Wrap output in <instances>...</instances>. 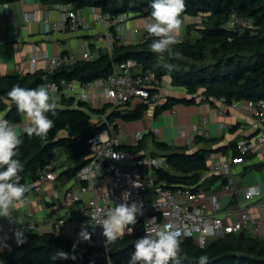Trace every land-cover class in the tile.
I'll list each match as a JSON object with an SVG mask.
<instances>
[{
  "label": "trees",
  "instance_id": "16d2710c",
  "mask_svg": "<svg viewBox=\"0 0 264 264\" xmlns=\"http://www.w3.org/2000/svg\"><path fill=\"white\" fill-rule=\"evenodd\" d=\"M17 0H0V6ZM51 6H68L75 11L97 8L112 17L134 14L137 18L147 19L151 14L150 0H39ZM233 14L250 18L254 22L253 29L230 30L227 24ZM190 17L198 19V24L187 27V35L197 29L198 36L187 41H179L173 45L172 53H153L150 48L152 39L146 43H120L115 41L110 53H101L94 61L80 60L65 64L56 71H37L32 75H0V96H5L14 85L24 88H35L50 82L61 84L63 81L77 82L81 85L106 80L113 74L116 66L133 61L143 68L151 70L155 76L164 81L171 79L174 87L186 89L188 94L202 92L208 100H224L226 106L234 102L247 104L249 101L264 100V0H185V8L180 19ZM114 36H116L113 30ZM171 65V69L168 67ZM67 107H56V115L48 113L54 121L48 130L46 139L41 140L34 135H22L19 145L18 159L23 164L20 173L21 183L25 177L31 176L33 181L39 172L49 165L58 150L69 151L72 158L83 161L91 154L89 139L104 131L106 125L95 124L85 103L74 98H62ZM179 103L190 104L188 99L169 98L168 102L157 108L156 114L171 110ZM108 106V105H107ZM107 106L96 113H105ZM8 103L0 100V115L7 112L6 118L16 124L22 123L23 114L16 107L9 111ZM149 109V104L139 103L131 110H115L108 115L109 121L121 120L133 122L142 120ZM111 122V123H112ZM116 125L114 129H117ZM150 137V136H148ZM145 136L136 148L122 147L130 153L145 150L148 145ZM152 135V142L166 160V169H155L158 182L165 183L172 189L195 185L199 172L208 166L212 153L207 150L188 153V149H180L164 142H157ZM236 153V145L233 146ZM228 148L218 152L227 153ZM154 157L157 154H152ZM260 166L264 167V164ZM82 168V167H81ZM81 168H71L63 173L66 180H73ZM226 184V180L224 183ZM194 192L198 189L193 188ZM145 234L125 235L104 247H88L74 243L69 237L54 233H25L27 242L18 245L15 236L8 242V248L0 252V264H128L136 240ZM63 250L75 254L76 259L53 261L51 254ZM181 264H198V257L207 254L209 264H264V241L252 238L247 233L229 234L223 238H211L205 248L197 246L193 239L180 241Z\"/></svg>",
  "mask_w": 264,
  "mask_h": 264
},
{
  "label": "built area",
  "instance_id": "2783aa9c",
  "mask_svg": "<svg viewBox=\"0 0 264 264\" xmlns=\"http://www.w3.org/2000/svg\"><path fill=\"white\" fill-rule=\"evenodd\" d=\"M62 10V20L52 23L45 22L46 32L69 30L78 32L88 29V23L80 11H75L68 6H56ZM92 12L98 19V24L108 26V49H112L115 41L123 42L122 33L127 29V19L125 15L112 17L104 14L100 9L92 8ZM30 20V19H29ZM254 22L250 18H243L233 14L227 28L253 29ZM113 30L116 33L114 36ZM131 41L133 43H146L154 38L148 35L144 29H132ZM192 39V35H177V42ZM43 58L49 62L51 72L56 71L65 64L75 63L77 58L74 55L49 57L46 53ZM37 57L32 58L31 66L36 68ZM81 60L94 61L95 57L91 49L87 47ZM50 95L52 98H74L76 104L72 107L79 108L77 104H88L91 101L90 91L100 90L103 99L107 103L105 113H90L95 124L106 125V129L88 141L91 154L89 162L83 166L73 182L64 191V199L69 205H82L81 220H75L72 226L76 233L69 237L74 243L88 247H104L105 237L99 221L106 218L109 211L118 203L124 202V197L131 204L136 202L142 208V215L137 216V222L123 231L118 238L125 235L137 233L145 234V225L154 230H160L166 226L171 230L180 233L179 241L193 239L197 246L205 248L211 238H223L229 234L247 233L252 238L264 241V205L260 204L261 213L255 215V202L262 197V190L259 185L248 186L243 189H236L233 166L241 163L246 157L252 154L264 156V100L259 102L249 101L246 106L257 120V136L255 139L241 138L236 142L237 157L232 155L216 162L208 164L209 170L222 175L226 179L224 192L230 195L231 200L235 198L244 199V205L239 210V219L228 224L224 220L229 219L230 211L225 210L219 196L212 194L208 197L194 192L192 187H176L172 189L165 183L158 182L155 176V169H166L164 157H152L149 153H142L139 156L132 155L127 150L122 149L124 136L120 130L114 129L108 115L111 111L121 110L129 107L137 99H141L149 104L157 103L161 100V90L165 83L159 80L151 70H143L142 67L133 61H127L115 67L114 72L106 80L81 85L77 82L63 81L61 84L50 82ZM208 100L204 96H198ZM224 104V100H220ZM238 109V102L231 106ZM175 112V111H174ZM221 116L225 115L223 108L219 110ZM207 120L204 121V125ZM158 134V131H156ZM205 138L210 137L209 132H202ZM144 139V134L138 132L134 135V142ZM191 140H195L191 136ZM57 174L50 163L39 172L36 181L27 184L28 191L40 192L42 183L46 181L54 182ZM240 193V195H239ZM25 200V199H24ZM66 220L60 219L53 223L55 232L65 226ZM82 226H87L92 233L90 241H79L78 233ZM24 233L38 232L35 222L16 223L11 222L7 230L9 237H14V232L21 228ZM59 234V233H58ZM117 238V239H118Z\"/></svg>",
  "mask_w": 264,
  "mask_h": 264
},
{
  "label": "crops",
  "instance_id": "0c3cea01",
  "mask_svg": "<svg viewBox=\"0 0 264 264\" xmlns=\"http://www.w3.org/2000/svg\"><path fill=\"white\" fill-rule=\"evenodd\" d=\"M88 23V29L78 32L69 30H58L47 33L45 22L52 23L62 20V10L56 6L47 5L39 0H17L15 2L0 6V75H20L29 76L37 71L51 72L49 62L43 58L46 53L49 57L74 55L77 60H81L84 50L89 47L95 59L101 53H110L108 49V35L110 29L103 23L98 24V19L91 9L80 11ZM124 15V14H123ZM127 19V29L122 33L124 44L133 43L131 39L132 29H144L146 19L137 18L134 14L125 15ZM30 19V20H29ZM200 20L190 17L181 19L179 37L187 32L189 25L198 24ZM186 26V27H183ZM199 27L191 30V35ZM194 38V36H193ZM37 57L36 68L31 66V59ZM164 87L161 90L162 98L159 102L149 104V109L144 118L139 121L125 122L114 120L111 125L117 126L124 136L123 146L136 148L140 142H134L133 137L141 132L148 137V147L132 155L139 156L142 153L157 154L156 157H163L152 142V135L157 142H164L180 149H188V153H195L207 150L212 153L208 164L220 159L237 157V152L233 146L241 138L255 139L257 136V120L251 114L245 103L238 102V109L226 106L220 101L204 100L202 92L191 95L186 89L174 87L171 79H164ZM91 101L87 104L88 110L94 112L107 106L100 90L90 91ZM169 98L188 99L193 103H179L171 110H167L160 115L155 112L157 108L165 105ZM57 107H67L62 99L52 98ZM147 103L141 99L135 100L129 107L122 110L134 109L138 104ZM78 105V104H77ZM15 107L8 103V109ZM223 108L225 115L221 116L219 110ZM86 110V108H84ZM87 111V110H86ZM175 111V112H174ZM7 112L0 115V119L6 118ZM207 123L204 125V121ZM30 121L23 116L22 123L17 126V133L22 137L24 127ZM158 131V134H156ZM209 132L210 137H203L202 132ZM191 136L195 140H191ZM222 148H228L226 154L219 153ZM236 149V148H235ZM73 154L69 151L58 150L54 154L51 162L57 174L54 182L46 181L42 183L40 192H29L24 194V201L14 209V216L19 223L35 222L38 233L55 232L53 223L60 219L66 220V225L59 228L57 232L61 235L71 237L76 231L72 223L81 220L82 205H69L64 199V191L73 182L62 177L63 173L71 168L79 167L83 161H75ZM89 159V158H88ZM86 159V160H88ZM264 156L256 154L249 155L241 163L233 166L234 180L236 189H243L252 185H259L262 190V197L255 202V215L261 213V206L264 205ZM167 167V165H166ZM196 177L195 185L192 188L205 197L212 194L219 196L225 210L231 212L229 219L224 220L225 224L239 219V210L244 205L243 197L231 200L230 195L224 192L225 177L209 170V166ZM74 180V179H73ZM34 182L31 176L25 177V185ZM190 187V186H188ZM240 195V193H239ZM15 222V221H14ZM11 222L7 219H0V252L8 248L11 237L7 230Z\"/></svg>",
  "mask_w": 264,
  "mask_h": 264
},
{
  "label": "clouds",
  "instance_id": "9594fccd",
  "mask_svg": "<svg viewBox=\"0 0 264 264\" xmlns=\"http://www.w3.org/2000/svg\"><path fill=\"white\" fill-rule=\"evenodd\" d=\"M152 9L146 19L144 28L152 39L150 48L153 53H172L173 45L177 42L180 31V14L185 8V0H150ZM171 69V65L168 66ZM5 103L14 104L18 113L25 115L30 124L24 127L23 132L29 137L33 135L41 140L46 139L48 130L54 121L48 113L56 115L57 105L52 101L48 85H39L35 88H24L14 85L5 96H0ZM22 143L17 133V126L8 119H0V219L9 222L19 220L14 216V209L24 201V194L28 191L25 184L21 183L20 173L23 164L18 159L19 145ZM142 208L136 202L129 204L127 198L118 203L107 214L106 218L99 221L105 239V248L110 250V245L116 241L125 228L132 231L129 225L137 222V216L142 215ZM91 235L87 226H82L78 233L79 241H90ZM16 243L22 245L27 242L25 233L21 228L14 232ZM180 233L167 226L154 230L145 225V235L138 238L134 244L133 252L128 264H181L183 257L180 254ZM78 244H73L76 249ZM75 260V254L57 250L51 254V259ZM209 256L202 254L198 257V264H209Z\"/></svg>",
  "mask_w": 264,
  "mask_h": 264
},
{
  "label": "rangeland",
  "instance_id": "374dc122",
  "mask_svg": "<svg viewBox=\"0 0 264 264\" xmlns=\"http://www.w3.org/2000/svg\"><path fill=\"white\" fill-rule=\"evenodd\" d=\"M183 27H186V26H183ZM192 31H195V30H192ZM193 36H194V38H196V37L198 36V32H197V31L194 32V33H193ZM23 116H25V115H23Z\"/></svg>",
  "mask_w": 264,
  "mask_h": 264
},
{
  "label": "water",
  "instance_id": "95a60500",
  "mask_svg": "<svg viewBox=\"0 0 264 264\" xmlns=\"http://www.w3.org/2000/svg\"><path fill=\"white\" fill-rule=\"evenodd\" d=\"M122 147H125V146H122ZM189 154H193V153H189ZM88 161H89V159H88ZM81 167H83V165H80L78 168H81Z\"/></svg>",
  "mask_w": 264,
  "mask_h": 264
}]
</instances>
